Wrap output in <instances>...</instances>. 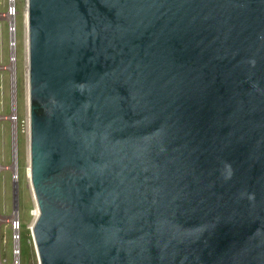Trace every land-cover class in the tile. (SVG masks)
Wrapping results in <instances>:
<instances>
[{"label": "water", "instance_id": "water-1", "mask_svg": "<svg viewBox=\"0 0 264 264\" xmlns=\"http://www.w3.org/2000/svg\"><path fill=\"white\" fill-rule=\"evenodd\" d=\"M38 264H264V0H26Z\"/></svg>", "mask_w": 264, "mask_h": 264}, {"label": "rangeland", "instance_id": "rangeland-1", "mask_svg": "<svg viewBox=\"0 0 264 264\" xmlns=\"http://www.w3.org/2000/svg\"><path fill=\"white\" fill-rule=\"evenodd\" d=\"M18 15L16 27V104L19 117L24 116L23 73L27 68V56L23 50V24L26 15V0H17ZM6 0H0V14L5 12ZM8 35L6 22L0 19V67L8 66ZM10 113L9 74L0 71V116ZM18 130L16 139V158L12 160L11 128L6 121H0V264L12 262L15 238L19 237L20 264H38L31 226L37 216V209L29 183V163L24 147V135ZM17 173V183L13 177ZM18 223L13 232L11 222Z\"/></svg>", "mask_w": 264, "mask_h": 264}, {"label": "built area", "instance_id": "built-area-1", "mask_svg": "<svg viewBox=\"0 0 264 264\" xmlns=\"http://www.w3.org/2000/svg\"><path fill=\"white\" fill-rule=\"evenodd\" d=\"M17 0H6L5 12L0 14V19L6 22V31L8 35V66L0 67V71H6L9 74L10 84V113L8 116L1 117L0 121H6L10 124L12 147L14 152L12 154V160L17 161L16 158V139L18 130L21 128V133L24 135V147L26 150L28 163H29V123H28V75L27 68L23 73V91H24V116L23 119L19 117L17 104H16V27L15 18L18 15ZM23 50L27 56V27L26 21L23 24ZM3 168L0 166V171ZM13 180L17 183L18 175H14ZM17 222H11V229L15 232L18 229ZM15 248L12 251V262L10 264H20V249H19V237L14 239Z\"/></svg>", "mask_w": 264, "mask_h": 264}, {"label": "bare ground", "instance_id": "bare-ground-1", "mask_svg": "<svg viewBox=\"0 0 264 264\" xmlns=\"http://www.w3.org/2000/svg\"><path fill=\"white\" fill-rule=\"evenodd\" d=\"M25 19H26V15H25ZM26 21V20H25ZM29 183H30V180H29ZM31 186V185H30ZM32 190V189H31ZM32 194H33V192H32ZM33 198H34V196H33ZM37 217V216H36ZM36 219V218H35ZM32 226H33V224H32ZM32 226H31V228H32Z\"/></svg>", "mask_w": 264, "mask_h": 264}]
</instances>
